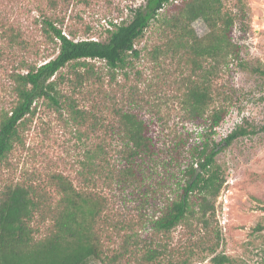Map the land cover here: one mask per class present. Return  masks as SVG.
<instances>
[{
	"label": "rangeland",
	"instance_id": "374dc122",
	"mask_svg": "<svg viewBox=\"0 0 264 264\" xmlns=\"http://www.w3.org/2000/svg\"><path fill=\"white\" fill-rule=\"evenodd\" d=\"M146 2L0 0V109L16 100L15 73L25 74L57 56L60 40L54 27L76 40L105 41L112 22L128 21L132 9ZM224 5L236 18L232 38L241 46V59H231L211 76L214 101L204 119L182 105L175 78L188 67L157 49L164 47L165 38L154 21L135 42L140 54L129 56L124 67L88 58L71 61L56 73L58 103L40 98L33 105L14 149L0 162V191L9 183L32 184L54 204L60 194L51 177L62 173L79 190L95 192L103 210L94 228L106 255L126 252L117 264H175L186 256L188 264H212L209 248L214 246L238 264H264V229H256L264 223V74L255 71L257 66L264 70V0H224ZM192 26L198 36L208 32L202 18ZM113 104H125L146 119L158 141L156 161L149 163L142 181L120 183L112 174L125 164L121 137L106 131ZM223 107L227 114L212 133L205 119ZM239 126L251 133L216 156L226 182L215 200L214 217L207 225L193 218L168 235L154 233L152 221L174 197L178 182L185 181L189 151L220 143ZM31 224L36 238L53 229L50 213H37ZM155 247L162 253L144 261L145 252ZM87 264L103 262L90 259Z\"/></svg>",
	"mask_w": 264,
	"mask_h": 264
},
{
	"label": "trees",
	"instance_id": "16d2710c",
	"mask_svg": "<svg viewBox=\"0 0 264 264\" xmlns=\"http://www.w3.org/2000/svg\"><path fill=\"white\" fill-rule=\"evenodd\" d=\"M172 2L170 8H165ZM202 18L208 26L204 36H198L192 24ZM158 22L165 38L164 47L157 49L167 56L177 58L188 72L182 70L175 84L182 89V105L195 117L205 118V112L214 101V87L210 85L218 67L229 66L231 59H241V46L232 38L236 18L225 10L224 0H147L144 5L132 9L128 21L112 22L108 39L76 40L54 27L60 40L56 57L40 65L29 67L25 74H14L13 91L16 100L9 108L0 109V162L14 149L20 137V125L34 112V104L40 98H50L58 103L53 92L56 73L71 61L100 59L113 68L124 67L129 56H138L140 50L135 42L145 35L154 22ZM210 61L206 67L205 62ZM255 71L262 72L260 67ZM82 76L81 74H78ZM112 113L110 127L122 140V167L112 174L120 183L143 180L150 169L149 163L156 161L158 141L151 124L125 104L108 106ZM227 114L225 107L215 109L205 119L211 132H216ZM93 124L98 125L99 120ZM253 132V131H252ZM249 130L239 126L220 143L205 144L190 151L191 162L184 170L175 195L164 204L152 221L154 233L168 235L176 226L190 225L196 218L208 224L215 215V200L226 182L222 167L216 156L236 139L248 135ZM100 149H103L102 147ZM179 153L178 148H174ZM116 170V168H115ZM58 193L56 203L48 202V194L32 184L9 183L0 191V264H87L90 259L103 264H117L126 252L107 256L96 229L95 221L102 209V202L95 192L81 191L62 173L51 177ZM37 213L43 217L51 214L52 231L36 238L32 221ZM258 231L264 229L259 223ZM126 250V246H125ZM158 248H150L143 260L151 262L161 254ZM212 264H238L230 255L209 248ZM143 261L138 262L142 264ZM175 264H188V257L175 260Z\"/></svg>",
	"mask_w": 264,
	"mask_h": 264
}]
</instances>
